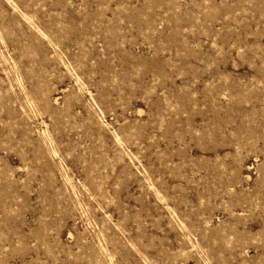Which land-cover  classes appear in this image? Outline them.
I'll list each match as a JSON object with an SVG mask.
<instances>
[{
    "label": "rangeland",
    "instance_id": "374dc122",
    "mask_svg": "<svg viewBox=\"0 0 264 264\" xmlns=\"http://www.w3.org/2000/svg\"><path fill=\"white\" fill-rule=\"evenodd\" d=\"M0 264H264V0H0Z\"/></svg>",
    "mask_w": 264,
    "mask_h": 264
}]
</instances>
